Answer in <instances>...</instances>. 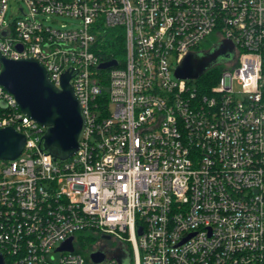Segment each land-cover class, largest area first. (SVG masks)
Wrapping results in <instances>:
<instances>
[{
    "label": "built area",
    "instance_id": "obj_1",
    "mask_svg": "<svg viewBox=\"0 0 264 264\" xmlns=\"http://www.w3.org/2000/svg\"><path fill=\"white\" fill-rule=\"evenodd\" d=\"M21 2L8 22L0 0V53L36 59L56 86L70 71L85 133L53 160L45 129L0 87V129L26 137L0 161L3 264H94L92 252L123 248L133 264H264V0ZM118 29L122 61L100 59ZM212 36L235 57L201 94L174 70ZM87 234L100 243L88 253ZM70 238L73 251H57Z\"/></svg>",
    "mask_w": 264,
    "mask_h": 264
},
{
    "label": "water",
    "instance_id": "obj_2",
    "mask_svg": "<svg viewBox=\"0 0 264 264\" xmlns=\"http://www.w3.org/2000/svg\"><path fill=\"white\" fill-rule=\"evenodd\" d=\"M6 35V32H3ZM20 48V46H17ZM235 57L234 44L222 39L208 50L187 53L176 66L174 75L180 79H198L215 65L231 62ZM116 59L99 63L98 68H109ZM71 72L66 71L59 86L49 78L45 67L36 59L27 57L11 59L0 53V87L11 94L23 115L44 128L40 152L53 160L65 161L79 149L85 133L82 108L70 84ZM26 137L12 127L0 129V161H13L22 153ZM142 230H138L141 235ZM108 241V236H103ZM73 238L68 239L57 251H73ZM94 264L113 259L118 264H131L129 251H94L89 255ZM0 264H3L0 256Z\"/></svg>",
    "mask_w": 264,
    "mask_h": 264
},
{
    "label": "trees",
    "instance_id": "obj_3",
    "mask_svg": "<svg viewBox=\"0 0 264 264\" xmlns=\"http://www.w3.org/2000/svg\"><path fill=\"white\" fill-rule=\"evenodd\" d=\"M118 31L109 30L105 33V40L102 45L103 52L101 53L100 59L116 58L119 61H122L124 56V40L123 33L120 31V29H118ZM220 70L221 68L219 66H217V68L209 69L198 79V90L201 94H207L210 86H212L216 80L218 81ZM94 241H97V237L93 234L81 235L78 238V246L82 252H84V250L91 251L93 248L92 243H94Z\"/></svg>",
    "mask_w": 264,
    "mask_h": 264
},
{
    "label": "rangeland",
    "instance_id": "obj_4",
    "mask_svg": "<svg viewBox=\"0 0 264 264\" xmlns=\"http://www.w3.org/2000/svg\"><path fill=\"white\" fill-rule=\"evenodd\" d=\"M22 4L21 0H8V4H7V10H6V20L8 22H12L14 20H16L17 18L21 17V13L18 10V5ZM216 38L214 36L208 38L205 42H203L200 45V50L204 49V50H208L209 48H211L213 46V44L215 43ZM196 82L192 81V85H195ZM233 88L234 91H236V93H239L240 91V87L237 85V83L233 84ZM97 237V236H96ZM93 244V248L91 250H94V248L100 246L99 243V238L97 237V241ZM116 246L113 243H107L106 247L110 250L112 247ZM90 251V250H89ZM89 251L84 250V252L88 253ZM131 264H133L131 262Z\"/></svg>",
    "mask_w": 264,
    "mask_h": 264
},
{
    "label": "flooded vegetation",
    "instance_id": "obj_5",
    "mask_svg": "<svg viewBox=\"0 0 264 264\" xmlns=\"http://www.w3.org/2000/svg\"><path fill=\"white\" fill-rule=\"evenodd\" d=\"M104 246H106V244Z\"/></svg>",
    "mask_w": 264,
    "mask_h": 264
}]
</instances>
